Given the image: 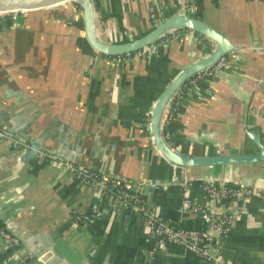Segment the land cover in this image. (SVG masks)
Returning a JSON list of instances; mask_svg holds the SVG:
<instances>
[{"label": "crops", "instance_id": "obj_1", "mask_svg": "<svg viewBox=\"0 0 264 264\" xmlns=\"http://www.w3.org/2000/svg\"><path fill=\"white\" fill-rule=\"evenodd\" d=\"M187 1L94 0L97 35L125 41L156 23L151 13L180 12ZM195 1L184 12L234 47L211 75L194 73L179 86L162 123L165 137L190 156L254 152L258 141L250 131L264 143V0ZM73 6L28 10L15 25L0 21V123L21 124L64 153L70 152L64 144L72 143L85 149L86 163L145 180L138 185L148 204L171 222L178 220L183 196L201 200L204 179L249 187L251 194L238 199L240 212L223 241L222 259L264 264V160L175 165L159 154L145 128L146 114L169 81L209 53L213 41L178 28L152 56L120 65L95 62ZM17 155L0 140V217L16 221L28 236L18 245L19 257L0 237V264H219L175 245L154 249L131 205L114 203L110 193L91 189L46 158L20 164ZM73 211L87 218L74 221ZM182 221L199 223L192 216Z\"/></svg>", "mask_w": 264, "mask_h": 264}, {"label": "built area", "instance_id": "obj_2", "mask_svg": "<svg viewBox=\"0 0 264 264\" xmlns=\"http://www.w3.org/2000/svg\"><path fill=\"white\" fill-rule=\"evenodd\" d=\"M93 4L95 3L92 0ZM195 0H188L187 5L181 6V11H188L195 5ZM78 10V11H77ZM78 15L83 21L82 9L77 6ZM27 10H9L0 11V21H7L12 25L17 23L18 16ZM161 11L151 13L150 17L154 22H158L165 15ZM179 12V11H177ZM173 29L166 30L161 36L142 48L127 51L120 54H105L93 48V61H105L111 65H120L123 63L133 62L144 57L154 54L155 47L159 44H167L169 35ZM177 30V29H176ZM225 56L222 55L211 65L198 70L195 75L197 78L211 75L213 71L224 65ZM176 98L174 100L177 101ZM150 114H146V130L148 137ZM162 134L168 143L162 127ZM0 140L6 141L18 154L24 151L28 146L26 139L19 133L8 129L0 123ZM264 145V143H262ZM38 156L46 158L64 167L69 173L77 177L82 183L89 186L97 192H107L113 196L114 203L123 202L131 205L135 210L141 213L146 228V238L153 241L154 249L157 247H167L175 245L184 252L202 260H210L219 264H225L222 259L223 241L239 214L238 199H243L251 194V189L244 185H227L223 180L204 179L202 183L201 200H193L183 196L178 203V220L177 222L168 221L159 212L155 211L148 202L144 193L137 183L127 182L120 178L106 176L99 171L75 164L67 159H63L54 153L40 150ZM188 216L196 217L200 225L184 226L180 222ZM87 217L72 212L74 221H81ZM0 237L12 249L10 255L19 257L18 245L21 241L16 237L3 222L0 217Z\"/></svg>", "mask_w": 264, "mask_h": 264}, {"label": "water", "instance_id": "obj_3", "mask_svg": "<svg viewBox=\"0 0 264 264\" xmlns=\"http://www.w3.org/2000/svg\"><path fill=\"white\" fill-rule=\"evenodd\" d=\"M66 1H73L81 7L84 33L88 42L94 49L105 54H120L142 48L143 46L155 41V39L161 36L166 30L173 28H188L190 30L196 31L211 39L215 44V47L209 53L186 65L180 71H178L175 76H173L163 92L156 99L155 104L152 108L149 121V132L151 137L149 139L150 142L155 146V149L159 152V154H161L167 161L175 165L188 167L211 166L225 163L250 164L264 160V145L259 142V135L252 131H250L249 135L252 139L258 141V149L251 153H221L205 156H190L172 148L163 138L162 123L168 115V106L174 93L186 79H188L198 70L211 65L218 58L224 55L228 50H231V48H233L234 46L232 45L231 41H229V39H227L224 35L217 32L213 27L209 26L195 16L183 12H174L164 16L155 24L152 23L147 30L142 33H138L137 36L132 37L126 41L111 42L103 40L97 35L96 32V10L92 0H0V11L19 9L28 11L40 8H49ZM58 16L64 17V15L60 14H58ZM0 119L2 120V116H0ZM2 125L12 131L21 134L28 142V146L16 157L18 163L20 164H24L31 158L37 157L39 151L44 150L54 153L57 156L63 159H67L75 164L95 169L109 177L120 178L123 180H127V182H133L137 184L146 182L145 180L143 181L119 176L117 173H115V171L105 168L99 164L92 165L86 163L83 159L85 155V153L83 152L85 151V149L81 147L73 149L72 143L64 144V147L68 148L70 151L69 153H64L63 151H59L57 149L43 145V143L36 137H34L32 133H30L26 129L24 130V126L21 124L4 123ZM64 128L66 129L67 127ZM221 180H223L224 183H227L226 180ZM154 181L155 180H151V182ZM3 222L7 225L8 229L20 239V241H23L28 236V233H24L23 231L18 229L16 221L4 219ZM48 255V253H45L44 257H47Z\"/></svg>", "mask_w": 264, "mask_h": 264}, {"label": "trees", "instance_id": "obj_4", "mask_svg": "<svg viewBox=\"0 0 264 264\" xmlns=\"http://www.w3.org/2000/svg\"><path fill=\"white\" fill-rule=\"evenodd\" d=\"M73 5H74L75 7L79 6L77 3H73ZM165 13H167V12L165 11ZM126 40H128V39H126ZM126 40H125V41H126ZM227 185L230 186V185H234V184H233L232 182H227ZM180 224H181V225H184V226H188L186 221H182V222H180ZM195 225L198 226V225H200V224L197 223V224H195ZM170 246H172V245H170ZM178 249H179V247H177V250H178Z\"/></svg>", "mask_w": 264, "mask_h": 264}, {"label": "rangeland", "instance_id": "obj_5", "mask_svg": "<svg viewBox=\"0 0 264 264\" xmlns=\"http://www.w3.org/2000/svg\"><path fill=\"white\" fill-rule=\"evenodd\" d=\"M66 3L69 4V5H70V4L73 5V3H75V2H73V1H66ZM73 7H74V8H73V11H72V12H74V11L77 10V7H75V6H73ZM77 11H78V10H77ZM77 11H76V12H77Z\"/></svg>", "mask_w": 264, "mask_h": 264}]
</instances>
